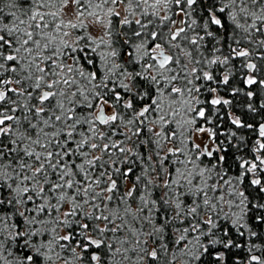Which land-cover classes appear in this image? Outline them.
<instances>
[{"label": "snow or ice", "instance_id": "snow-or-ice-1", "mask_svg": "<svg viewBox=\"0 0 264 264\" xmlns=\"http://www.w3.org/2000/svg\"><path fill=\"white\" fill-rule=\"evenodd\" d=\"M0 264H264V0H0Z\"/></svg>", "mask_w": 264, "mask_h": 264}, {"label": "trees", "instance_id": "trees-1", "mask_svg": "<svg viewBox=\"0 0 264 264\" xmlns=\"http://www.w3.org/2000/svg\"><path fill=\"white\" fill-rule=\"evenodd\" d=\"M238 75H239V74H238ZM233 83H239V81L234 80ZM240 86H242V84H241ZM253 87L255 88V87H257V86H253ZM241 100H242V97H241Z\"/></svg>", "mask_w": 264, "mask_h": 264}, {"label": "rangeland", "instance_id": "rangeland-1", "mask_svg": "<svg viewBox=\"0 0 264 264\" xmlns=\"http://www.w3.org/2000/svg\"><path fill=\"white\" fill-rule=\"evenodd\" d=\"M197 142H200V141H197Z\"/></svg>", "mask_w": 264, "mask_h": 264}]
</instances>
